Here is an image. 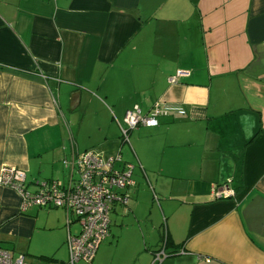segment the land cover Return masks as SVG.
<instances>
[{
  "label": "crops",
  "instance_id": "0c3cea01",
  "mask_svg": "<svg viewBox=\"0 0 264 264\" xmlns=\"http://www.w3.org/2000/svg\"><path fill=\"white\" fill-rule=\"evenodd\" d=\"M155 104L173 115L122 142L125 112ZM90 123L101 138L82 144ZM87 149L136 173L92 264H149L162 246L161 264H264V0H0V169L33 191ZM223 183L234 194L214 197ZM19 207L0 185L3 248L35 232L66 245L63 209L40 224ZM129 231L144 247L126 261Z\"/></svg>",
  "mask_w": 264,
  "mask_h": 264
},
{
  "label": "built area",
  "instance_id": "2783aa9c",
  "mask_svg": "<svg viewBox=\"0 0 264 264\" xmlns=\"http://www.w3.org/2000/svg\"><path fill=\"white\" fill-rule=\"evenodd\" d=\"M186 74L178 70L169 80L174 83L179 76ZM173 113L174 110L163 109L158 104L146 114H142L138 106L132 107L123 117L120 129L122 142L128 141V133L137 126H156L161 117L172 116ZM62 164L68 169L67 180H43L37 182V188L33 191L27 189L25 171L5 164L0 169V185L18 193L21 212L31 206L61 208L65 211L66 260L47 259L28 263L24 255L15 254L0 245V264H75L79 261L92 264L98 246L109 235L112 204L119 202L125 205L130 197L134 186L131 176L133 165L123 162L120 153L103 156L94 149L65 158ZM233 194V189L226 183L213 189L216 198ZM73 222L77 224V229L72 232L70 227ZM167 255L162 246L152 252L149 264H161Z\"/></svg>",
  "mask_w": 264,
  "mask_h": 264
},
{
  "label": "rangeland",
  "instance_id": "374dc122",
  "mask_svg": "<svg viewBox=\"0 0 264 264\" xmlns=\"http://www.w3.org/2000/svg\"><path fill=\"white\" fill-rule=\"evenodd\" d=\"M91 115H92V110L88 111L87 118L91 117ZM96 127L97 125L95 123H90L83 126L82 137L84 139L82 141V144H86L88 142H95L97 138L98 139L101 138V136L95 132ZM126 146H128V144H126ZM135 174L132 176V179H134ZM31 207L28 208L26 213L31 216H34L36 215V212H39V215L37 216L38 217L37 220L40 224L44 222H47L48 224H52L59 217L58 215H61V217L59 218H61V221H63L64 224L65 221L64 213L61 210V208H47V207H38V206H31ZM48 212L50 213L49 215L47 214ZM110 215L112 217V213ZM76 228L77 226L74 225V227H72L73 231L76 230ZM112 234L113 236H110V241L112 238L116 239L115 233L112 232ZM152 241L153 239H151V242L147 240L145 243L146 246L145 248H149V249L152 248L154 244ZM60 242H58V234L35 232L32 238L28 242L18 245L15 243L14 245L11 244L7 246V249L9 248V250L15 254L24 255L25 261L28 263H38L40 262V260L47 258H52L55 260H66L67 257L66 245H64L63 242L61 243ZM143 247L144 246H143L142 238L140 237V235H137L135 231L133 232L129 231L123 234L118 243V248L122 252L124 259L126 261L129 260L130 258L137 259L138 255L140 254L138 253V251ZM145 253L148 252L145 251ZM75 264H86V263L83 261H79L76 262Z\"/></svg>",
  "mask_w": 264,
  "mask_h": 264
}]
</instances>
